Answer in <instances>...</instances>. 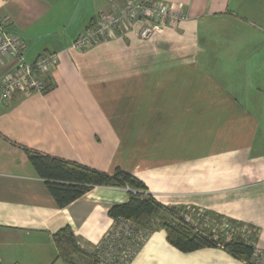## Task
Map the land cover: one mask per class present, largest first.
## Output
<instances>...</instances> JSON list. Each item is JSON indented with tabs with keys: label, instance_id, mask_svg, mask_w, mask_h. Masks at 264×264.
<instances>
[{
	"label": "crops",
	"instance_id": "0c3cea01",
	"mask_svg": "<svg viewBox=\"0 0 264 264\" xmlns=\"http://www.w3.org/2000/svg\"><path fill=\"white\" fill-rule=\"evenodd\" d=\"M124 1L0 0L27 63L58 54L42 93L0 100V264H66L52 240L64 226L91 254L114 224L108 210L128 199L96 186L59 208L24 148L119 168L163 205L250 227L264 251V0H161L187 19L147 41L134 30L68 49ZM128 264L245 263L220 248L182 253L158 229Z\"/></svg>",
	"mask_w": 264,
	"mask_h": 264
},
{
	"label": "built area",
	"instance_id": "2783aa9c",
	"mask_svg": "<svg viewBox=\"0 0 264 264\" xmlns=\"http://www.w3.org/2000/svg\"><path fill=\"white\" fill-rule=\"evenodd\" d=\"M186 19L187 15L180 6L161 0H125L121 6L99 14L94 24L87 27L68 49L82 51L134 30L140 40L147 41L163 34L165 28L178 25ZM7 26L8 20L0 15V66L4 62L12 64V68L0 79V100L3 103L9 101L15 93L22 96L42 93L45 88L43 77L58 60L57 53H50L27 63L20 36L8 32ZM185 209L190 213L183 214V218L195 230L209 228L213 234L223 233L226 240L234 234H240L246 242L253 245L250 239L254 231L250 227L241 225L235 228L226 219L217 221L200 208ZM197 220H202L203 226L197 225ZM147 237V232L132 220L120 218L92 248L93 259L96 264H128ZM250 261L251 264H264V251L255 248Z\"/></svg>",
	"mask_w": 264,
	"mask_h": 264
},
{
	"label": "trees",
	"instance_id": "16d2710c",
	"mask_svg": "<svg viewBox=\"0 0 264 264\" xmlns=\"http://www.w3.org/2000/svg\"><path fill=\"white\" fill-rule=\"evenodd\" d=\"M23 150L38 176L44 180L48 192L59 208L66 207L96 186L127 187L130 191L127 201L108 210L113 222L120 218L132 220L138 227L144 229L148 236L153 231L161 229L165 232L167 242L182 253L203 248H220L234 259L251 264L255 246L246 242L240 234H234L226 240L221 234H213L209 228L195 230L182 216L184 207L161 204L144 183L132 174L119 168L112 174H106L76 162L52 158L25 148ZM211 218L217 221L222 219L217 216ZM228 222L235 228L241 226L236 222L229 220ZM52 240L57 249L58 259L66 264H79L81 256L93 257L92 253L87 255L80 248L69 226L54 232ZM250 240L252 243L256 241Z\"/></svg>",
	"mask_w": 264,
	"mask_h": 264
},
{
	"label": "rangeland",
	"instance_id": "374dc122",
	"mask_svg": "<svg viewBox=\"0 0 264 264\" xmlns=\"http://www.w3.org/2000/svg\"><path fill=\"white\" fill-rule=\"evenodd\" d=\"M0 15H1V14H0ZM1 16H2V15H1ZM2 17H3V16H2ZM124 189H127V191L130 192V191H129V188L126 187V188H124ZM189 213H190V212L187 211V209H185V211L182 212V216H183V214H184V215H187V214H189ZM189 217L192 218V216H189ZM192 219H193V218H192ZM196 224H197V225H201V226H203V221H202V220H201V221H198V220H197V221H196ZM217 234H221V235L224 237V234L221 233V232H219V233H217ZM251 237H252V239L256 240V232H254L253 235H252ZM253 245L255 246V248H257V247H256V241H253Z\"/></svg>",
	"mask_w": 264,
	"mask_h": 264
}]
</instances>
